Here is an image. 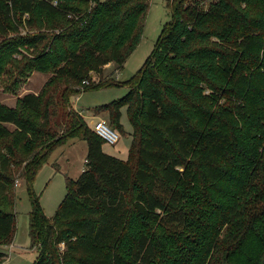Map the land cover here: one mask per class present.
Returning a JSON list of instances; mask_svg holds the SVG:
<instances>
[{"label":"trees","instance_id":"16d2710c","mask_svg":"<svg viewBox=\"0 0 264 264\" xmlns=\"http://www.w3.org/2000/svg\"><path fill=\"white\" fill-rule=\"evenodd\" d=\"M166 5L170 20L134 76L85 85L122 68L150 0H0V80L55 74L15 106L0 103V244L12 242L16 175L30 192L51 151L77 137L84 168L51 218L32 196L34 264H264V0ZM25 26L36 32L18 33ZM20 50L31 56L13 59ZM109 85L128 88L100 106L122 135L126 108L125 159L71 106Z\"/></svg>","mask_w":264,"mask_h":264},{"label":"rangeland","instance_id":"374dc122","mask_svg":"<svg viewBox=\"0 0 264 264\" xmlns=\"http://www.w3.org/2000/svg\"><path fill=\"white\" fill-rule=\"evenodd\" d=\"M167 0H150V6L145 20L144 30L140 42L124 62L122 68L116 64L107 65L101 74L94 72L91 74L90 82L97 83L100 78L119 82L126 81L134 76L143 65L146 58L151 54L155 43L160 35L163 26L170 20V9L166 5ZM20 27L18 33L24 34L26 31H35L36 28L29 30ZM13 32H8L7 36H12ZM3 39V38H1ZM29 58L26 50H20L12 58L21 60L23 57ZM12 73L17 72L13 69ZM55 74L52 71H35L27 78L3 75L0 80V103L7 106H15L18 97L26 93H38L44 84ZM16 77V78H15ZM17 79V87L11 83ZM86 85V84H85ZM128 88L124 85H109L99 89H89L73 95L70 99L71 106L81 113L87 125L92 129L93 122L98 118L110 122L106 111L100 106L108 104L124 96ZM61 91L58 94L60 96ZM59 108L58 119L62 120ZM64 114V112H63ZM94 115V117H93ZM120 123L124 129L123 135L119 133V140L116 144L103 143L102 149L113 156L125 159L128 154L132 137V125L128 120L126 108H121ZM112 127V126H111ZM12 128V126H10ZM61 130H59V133ZM87 154V142L81 138L67 139L62 144L56 146L50 153L48 161L45 162L33 177L31 191L28 192L26 183L21 175H16L14 180V213L15 228L12 242L9 245L0 244V251L6 254V258L0 264H34L38 251L36 246L31 248V238L29 235V215L32 209V196H36L38 204L46 218H51L57 207L66 194V178L76 179L84 167Z\"/></svg>","mask_w":264,"mask_h":264},{"label":"built area","instance_id":"2783aa9c","mask_svg":"<svg viewBox=\"0 0 264 264\" xmlns=\"http://www.w3.org/2000/svg\"><path fill=\"white\" fill-rule=\"evenodd\" d=\"M55 3V2H54ZM83 84H87L88 80L85 79L82 81ZM92 130L100 136L105 143L108 144H116L119 140V133L109 126L106 120L102 118H98L97 121L93 122Z\"/></svg>","mask_w":264,"mask_h":264},{"label":"crops","instance_id":"0c3cea01","mask_svg":"<svg viewBox=\"0 0 264 264\" xmlns=\"http://www.w3.org/2000/svg\"><path fill=\"white\" fill-rule=\"evenodd\" d=\"M79 114H81L80 112H78ZM93 117H94V115H93ZM86 122V121H85ZM87 123V122H86ZM86 159V158H85ZM84 168V167H83ZM83 168H82V170H83Z\"/></svg>","mask_w":264,"mask_h":264}]
</instances>
